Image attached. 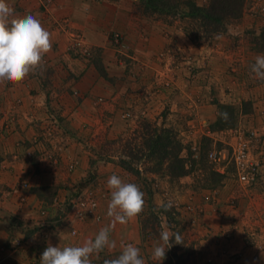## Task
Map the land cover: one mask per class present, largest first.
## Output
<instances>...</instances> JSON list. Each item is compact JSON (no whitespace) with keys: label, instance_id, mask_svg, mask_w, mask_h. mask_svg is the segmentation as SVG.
<instances>
[{"label":"crops","instance_id":"0c3cea01","mask_svg":"<svg viewBox=\"0 0 264 264\" xmlns=\"http://www.w3.org/2000/svg\"><path fill=\"white\" fill-rule=\"evenodd\" d=\"M194 1L204 6L209 0ZM8 4L17 17L31 14L37 18L49 31L52 48L43 56L39 67L21 82L0 83V264H40L49 244L61 248L82 246L110 224L107 209L111 190L107 180L111 175L135 183V176L114 159L98 157L97 150L91 152L92 139L87 143L80 133L67 132V128L82 129L90 121L89 116L109 117L117 107L118 111L122 106V111L141 108L153 100L150 91L154 75L166 73L172 78L176 74L178 86L188 73L181 67L174 72L168 70L171 60L167 61V71L161 64H152L163 48L171 51L175 48L179 28L154 20L142 0H8ZM115 31L124 38L122 47L116 50L109 38ZM78 33L93 47L90 59L79 57L71 50L72 37ZM99 56L108 72L107 78L96 69L95 60ZM205 59L213 73L212 61ZM166 76H160L159 80ZM139 82H143L142 90ZM259 97L263 99L256 102L255 108L264 101V95H256ZM97 101L105 102L91 103ZM93 120L90 123L100 122ZM104 123L108 125V120L101 121ZM73 162L77 163L75 169L70 168ZM85 180L91 181L100 194L102 219L82 223L75 220L64 225L57 215ZM22 182H27V186L21 185ZM46 191L52 195H43ZM23 194L25 201L20 199ZM262 196L264 199L263 193ZM263 199L260 204L264 206ZM43 209L49 210L47 216L41 213ZM211 219L225 228L231 221L229 217L214 215ZM74 225L79 229L77 236L70 233V226ZM16 238L23 240L20 247L14 245ZM237 238L244 242L243 238ZM110 240L116 242V247L93 253L91 264H104L105 260L118 257L121 245L129 243L140 249L145 264H165L151 258L154 246L161 241L156 235L142 234L141 213L126 224L117 223L110 232ZM215 244H209L206 251L213 264L220 259L224 260L223 264H234L233 244L228 249L222 248L227 243L219 247ZM245 251L243 264H264V251L258 255L249 248Z\"/></svg>","mask_w":264,"mask_h":264},{"label":"rangeland","instance_id":"374dc122","mask_svg":"<svg viewBox=\"0 0 264 264\" xmlns=\"http://www.w3.org/2000/svg\"><path fill=\"white\" fill-rule=\"evenodd\" d=\"M184 1L186 0H154L159 11L150 12L154 20H163V24H176L179 28L174 51L163 48V52L158 53L152 64H161L163 70L167 71V61H173L168 64V70L173 69L174 72L176 68H183L182 71L188 73L184 74V82L177 86L176 74H172V78L166 76V73L154 75L150 91L154 95L152 102L150 100L141 108L125 111H122L124 106H120L119 111L117 107L109 117L101 114L98 117L89 116L90 121L95 119L100 122L96 125L87 121L82 129L68 127L66 131L80 133L87 143L92 139L90 150H97L98 155V151L102 149L115 154L113 152L118 144H111L112 141L130 133L132 127H141L145 121L173 128L183 145L187 175L172 177L158 160L154 162L147 159L134 162L141 172L135 173L125 169L118 158L114 159L121 168L135 176V184L144 193L147 204L141 213L142 234L145 237H160L164 229L181 234L184 243L176 244L175 237H172V246L168 249L166 260L174 259V254H181L182 259H186V264H213L206 255L209 244L216 243L219 247L227 243L226 247H221L228 249V245L233 244V263L243 264L242 260L247 257L246 248L258 252L257 255L261 250L264 251V206L260 204L263 199L261 195L264 194V101L255 108L256 102L263 99H257L256 95H264V81L250 71L256 56L264 55L259 38L264 25V0H247L244 16L227 21L225 30L218 34H210L198 18H182V10H189ZM163 5L167 7V12H164ZM80 35L85 48L93 55V47L83 34ZM74 38L73 36L71 50L75 53ZM75 54L84 59L91 57L81 52ZM204 56L212 61L210 67L214 69L213 73ZM97 58L96 69L107 78L108 72L104 69L100 56ZM197 73L199 75H195ZM160 76H166V79L159 80ZM202 78L204 81L208 79V82L201 83ZM139 85L141 89L143 82H139ZM197 92L198 96L194 97ZM105 101L91 103L96 105ZM220 104H229L235 108V116L230 123L223 121L219 124ZM89 109L93 111L92 107ZM61 119L63 120L62 117ZM106 120L108 125H102L101 121ZM251 130L257 132L252 142V154L255 158H261L262 164L258 170V183L246 188L235 176L231 154L232 144L236 142L238 133ZM212 151L222 152L221 156L224 158L219 164L211 161L209 154ZM220 165L224 172L218 170ZM21 185L25 186L23 182ZM43 195L48 197L52 194L46 191ZM169 202L172 203L171 209L164 210L163 213V207H160ZM45 210L49 212L48 209ZM212 215L229 217V226L225 228L212 220ZM151 228L157 232L154 234ZM240 231L242 234H239ZM237 236L243 238L244 242ZM223 263V259L217 261V264Z\"/></svg>","mask_w":264,"mask_h":264},{"label":"clouds","instance_id":"9594fccd","mask_svg":"<svg viewBox=\"0 0 264 264\" xmlns=\"http://www.w3.org/2000/svg\"><path fill=\"white\" fill-rule=\"evenodd\" d=\"M51 48L50 33L37 18L31 14L17 17L8 0H0V83L21 82L32 70L39 67L43 56ZM250 71L264 81V55L256 56ZM220 115L227 119V113ZM107 187L111 190L107 209V215L111 218L110 224L101 228L94 240L88 239L82 246L61 248L49 244L40 257V264H91L90 257L93 253L98 254L105 248L116 247V242L110 240V232L117 223L126 224L142 213L144 193L138 185L124 182L116 174L108 178ZM162 207L166 211L170 210L172 203ZM172 237H175L176 244L184 243L180 233L162 230L161 242L154 246L151 253L153 261L162 262L166 258V252L172 246ZM121 247V254L114 259L105 260L104 264H145L137 246L129 243L122 244Z\"/></svg>","mask_w":264,"mask_h":264},{"label":"trees","instance_id":"16d2710c","mask_svg":"<svg viewBox=\"0 0 264 264\" xmlns=\"http://www.w3.org/2000/svg\"><path fill=\"white\" fill-rule=\"evenodd\" d=\"M142 3L148 12L159 11L154 0H142ZM184 3L189 6V10H182L180 14L182 18H198L201 25L210 34H218L225 30L227 21L238 20L244 16L247 0H209V3L204 6L198 5L194 0H186ZM175 7L170 8L174 9ZM165 8L167 7L163 5V9ZM159 9L161 10L162 8ZM164 12H167V9ZM259 38L260 47L264 50V25L261 27ZM90 56L92 57L93 55ZM220 109V114L227 113L228 116L227 119H224L219 114V124L223 121L230 123L231 118L235 116V108L229 104H220ZM223 126L225 127V125ZM219 127H222V125ZM111 144H118L117 149L113 152L115 154L102 149L98 152V157L118 158L119 163L129 171L141 173L140 168H137L134 162L147 159L154 162L158 160L157 162L163 165L167 173L172 177H182L188 174L186 158L183 155V145L178 139L176 131L171 127H160L157 124L145 121L141 127H132L130 133L119 136ZM164 210L163 207V213ZM165 214H168V212ZM57 217L59 218V215ZM63 224L65 225V223ZM146 228L147 224L144 225V232ZM151 231L154 234L157 232L154 228ZM168 252L169 250L166 252V258L163 263L186 264V259H182L181 254H174V259L166 260Z\"/></svg>","mask_w":264,"mask_h":264},{"label":"built area","instance_id":"2783aa9c","mask_svg":"<svg viewBox=\"0 0 264 264\" xmlns=\"http://www.w3.org/2000/svg\"><path fill=\"white\" fill-rule=\"evenodd\" d=\"M75 45L73 46L75 53L80 52L86 56H90L88 48H85V44L82 42V36L80 34L73 35ZM111 43L115 49H120L123 45L122 36L119 32H113L111 34ZM85 48V49H84ZM84 49V51H79ZM257 132L251 130V132L241 131L238 133V138L234 144H232L231 162L235 168V176L238 182L246 187L250 188L258 183V170L262 164L261 158H255L252 154V142L255 139ZM222 152L212 151L209 154L211 161L219 164L222 158ZM76 162L70 165L71 169L76 168ZM219 171L224 172L221 169V165L218 168ZM24 187L27 186V182H23ZM22 201L26 200L25 194L20 196ZM94 206V207H93ZM66 208V209H65ZM62 213L59 215V221L70 225L73 221L78 222L86 221H100L102 219L99 213V193L92 182H82L76 187L75 194L71 197L68 205ZM92 208V209H90ZM41 213L45 216L48 215L47 210L43 209ZM70 231L73 236L79 234V229L74 225L70 226ZM23 244V240L16 238L14 240L15 247H20Z\"/></svg>","mask_w":264,"mask_h":264}]
</instances>
